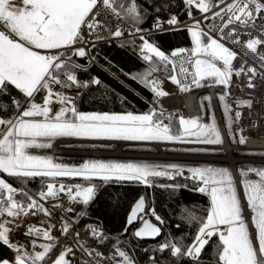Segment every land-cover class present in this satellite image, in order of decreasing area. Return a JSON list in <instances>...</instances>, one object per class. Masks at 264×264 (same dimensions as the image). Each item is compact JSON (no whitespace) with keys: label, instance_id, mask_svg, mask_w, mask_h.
<instances>
[{"label":"snow or ice","instance_id":"1","mask_svg":"<svg viewBox=\"0 0 264 264\" xmlns=\"http://www.w3.org/2000/svg\"><path fill=\"white\" fill-rule=\"evenodd\" d=\"M179 32L190 47H173L170 37ZM114 42L145 65L121 72L151 92L147 111L79 107L93 86L105 97L109 91L91 73L94 65L119 80L107 56V67L100 64V50ZM165 81L179 93L214 91L200 97V114L185 116L164 107L162 98L174 95ZM244 88L247 98L236 97L234 107L233 90ZM118 99L123 105L126 97ZM253 136L264 137V0H0V174L6 177L0 178V264H140L137 247L124 239L137 222L132 238L163 235L139 249L144 264H203L209 247L208 264H264V161L238 165L234 179L229 167L198 161L82 157L76 165L41 152L56 141L92 148L91 142L113 141L134 142L145 152L151 145L173 152L169 145H184L196 157L216 152L226 138L240 149ZM34 181L36 189L29 187ZM101 183L170 194L184 188L208 202L200 215L180 217L187 230L173 236L164 234L166 221L154 203L139 195L124 209L123 231L111 235L103 224L81 226ZM57 225L60 238L53 235Z\"/></svg>","mask_w":264,"mask_h":264},{"label":"trees","instance_id":"2","mask_svg":"<svg viewBox=\"0 0 264 264\" xmlns=\"http://www.w3.org/2000/svg\"><path fill=\"white\" fill-rule=\"evenodd\" d=\"M143 2V0H141ZM173 47L184 46L190 47V38L187 37L186 32H179L174 35ZM158 42H162V38H158ZM100 64L107 67V62L103 57L107 56L116 67L112 69L119 75V80L114 78L108 72H105L99 65H94L90 71L93 75H97L108 88L107 96L103 95L104 90H96L93 86L91 92H86L79 103L81 110L94 111V110H111L123 112L125 110H135L137 114L147 111L149 104L147 101L152 99V94L149 90L145 89L142 85L131 80L122 74L123 72H136L142 70L145 65L141 60L133 54L131 48H119L114 42L111 45H105L100 50ZM82 78H86L83 77ZM120 80L124 83L121 84ZM119 96L126 97L124 104L120 103ZM182 181V178H178ZM166 182V181H164ZM191 183V182H189ZM39 186V181L29 182V187L36 189ZM119 194L120 207L113 204ZM146 194L149 202L154 203V207L158 214L164 217L166 225L164 227V234L171 232L173 236H180L187 230L185 221L180 217L186 215L187 212H193L195 215L201 214V209L207 206L208 198L201 193L194 192L188 189L181 188L175 193L165 191L163 189H145L143 186H138L134 183H125L123 186L110 185L107 188L101 183L98 191V196L95 201L88 208L89 219L81 221V225L89 222L96 224H103L104 228L110 232L111 235H116L118 232L123 231L126 223L127 213L124 209L130 210V204L138 198L139 195ZM153 222H156L154 217H150ZM182 224L178 230L177 224ZM139 225V222L129 228V232L124 236V239H131L133 246L137 247L136 255L140 260V264H144L146 256L141 252L140 248H146L157 244L163 235L156 240L145 241L137 240L131 237L132 231ZM131 251V249H129ZM212 249L209 247L207 253L202 257L203 264H208L211 259ZM159 255V254H158Z\"/></svg>","mask_w":264,"mask_h":264},{"label":"rangeland","instance_id":"3","mask_svg":"<svg viewBox=\"0 0 264 264\" xmlns=\"http://www.w3.org/2000/svg\"><path fill=\"white\" fill-rule=\"evenodd\" d=\"M202 95H208L206 91H202L199 96H198V102H199V106H200V97ZM203 103L205 105H207L208 101H203ZM220 113H221V117H222V110L220 109ZM205 122H207V117H205ZM72 146L68 147V146H60L61 148H64L65 150H79V152L81 150H87V149H95L99 152H103V154H99V155H91L88 153H78V152H72V153H63V154H57L55 156L62 158L63 162L65 163H69V164H76L78 165L80 162H82L81 158L85 157H91V158H103V159H110V158H116V159H120L122 161L125 160H134V159H138V158H142L145 154V156L150 157L152 154H158V153H164L167 156H182V158H156L160 161H176V162H187V163H193L195 161H198L200 163H209V164H213V165H217V166H227L229 167V169L231 170V166L229 164L228 161L226 160H213V159H204L201 157H223L224 155H226V152L222 149V148H217L218 150L214 153H206V154H201L199 156L193 157L195 159H189V158H184V156H190L186 153H184L182 151V149L184 147H188V146H184V145H177V146H168L169 149L171 148H175L176 151H165V149L161 146L159 147V145H151L150 147L153 149L150 153L149 152H145V151H141L138 150L139 146L137 144H135L134 142H113V141H101V142H91V143H95L97 145L96 148H92L90 147L88 144H85L84 146H80L76 141H70L69 142ZM67 144V143H65ZM104 145V146H101ZM210 147V146H207ZM121 150L122 151V155H113L114 151L116 150ZM47 152V154L52 155L48 152V150H41V152ZM134 151V152H132ZM110 152V153H109ZM113 154H112V153ZM112 154V155H111ZM127 154H136V155H140V156H126ZM142 155V156H141ZM232 155L238 158H258V159H264V157H262L259 154V151H251V153H249V151L246 150H238V151H233ZM198 157V158H197ZM155 158V157H152ZM254 159L253 161H239L235 163V171L237 173L238 176V165L241 164H251L253 166H259L261 162H259V160ZM251 160V159H250ZM4 175V174H3ZM252 175V174H250ZM254 178V177H253Z\"/></svg>","mask_w":264,"mask_h":264},{"label":"built area","instance_id":"4","mask_svg":"<svg viewBox=\"0 0 264 264\" xmlns=\"http://www.w3.org/2000/svg\"><path fill=\"white\" fill-rule=\"evenodd\" d=\"M231 47V45H229ZM242 61L240 60L239 56L237 57V60L234 61V64L238 67L239 63H241ZM160 75V74H157ZM259 83V82H258ZM165 90L168 91L169 93H174V95L170 96V97H165L162 98L163 100V104L164 107L169 111V112H180L182 114H184L185 116H195L200 114V108H199V102H198V96L202 91H206L208 95H212L213 93V89L212 88H204V89H198V90H193L192 93H179V90L176 88L175 85H172L170 81H165ZM216 92L220 91V88L217 87L215 89ZM249 94V90L247 88H244L243 93H241L239 90L234 89L232 92V95L230 97V103L235 107V101H236V97L238 96H243L244 98H247ZM188 98V101H187ZM213 104L217 105L216 108V118L218 121H222V117H221V113H220V109L218 107V100L213 98ZM245 125H247V117H245ZM247 134V133H245ZM251 141H264V137H256L253 136L252 139L249 140L248 144L246 146H242L240 149L237 148V146L235 145H231L230 142L227 141L226 138V142L222 147L217 146V148H222L226 154L227 153H232L233 151H238V150H252V151H260V150H264V147L255 145L254 143H251ZM70 141H66V142H61V141H56L54 142V145L52 148L48 149V152L52 155H57V154H63V153H72V152H78V153H88L91 155L95 154V149L92 150H81L79 152V150H74V151H70V150H65L64 148H61L60 146L62 145V143H69ZM169 146H173V145H169ZM177 146V145H175ZM159 147H161L159 145ZM204 147V146H201ZM213 147V146H210ZM211 158V157H210ZM264 160V159H263ZM0 177L2 178H6L5 175L0 174ZM11 182V180H10ZM14 186H17L14 184ZM51 203H49V207H51ZM79 210V209H78ZM38 218H33V220L35 221ZM82 226V225H81ZM56 232H54L53 230V235L60 238L61 237V233L59 231V226L57 225L56 228ZM17 238H21V234L17 233ZM82 238H85V234L82 232Z\"/></svg>","mask_w":264,"mask_h":264},{"label":"bare ground","instance_id":"5","mask_svg":"<svg viewBox=\"0 0 264 264\" xmlns=\"http://www.w3.org/2000/svg\"><path fill=\"white\" fill-rule=\"evenodd\" d=\"M187 101H188V98H187ZM251 143H254L255 145L264 147V141H251ZM132 152H134V151H132ZM99 154H103V152L101 153L99 151H95V154L94 155H99ZM122 154H123L122 151L118 149V150L114 151V154L113 155H122ZM126 156H140V155L127 154ZM143 157H145V154H144ZM150 157H155V158H182V156H178V157H176L174 155L173 156H167L164 153L152 154ZM184 158L195 159V158H192L191 156H187V155L184 156ZM201 158L208 159V160L209 159H213V160H222L223 159V160H226V161H230L233 165H235V163L236 162H239V161H246V162L253 161V160H250V159H247V158H238V157H235V156L232 155V153H230V154L228 153V155L226 154L223 157L220 156V157H211V158L210 157H201ZM261 161H263V160H259V162H261Z\"/></svg>","mask_w":264,"mask_h":264},{"label":"water","instance_id":"6","mask_svg":"<svg viewBox=\"0 0 264 264\" xmlns=\"http://www.w3.org/2000/svg\"><path fill=\"white\" fill-rule=\"evenodd\" d=\"M227 155H228V153H227ZM223 160V159H222ZM229 162V161H228ZM229 164H230V166H231V170L233 171V175H234V179H236L237 178V174H236V171H235V166L231 163V162H229ZM138 223V222H137ZM137 223H135V224H137ZM134 224V225H135ZM140 226V224L137 226V227H135V228H138ZM135 230V229H134ZM157 239V238H156ZM145 241H151V239H145Z\"/></svg>","mask_w":264,"mask_h":264},{"label":"crops","instance_id":"7","mask_svg":"<svg viewBox=\"0 0 264 264\" xmlns=\"http://www.w3.org/2000/svg\"><path fill=\"white\" fill-rule=\"evenodd\" d=\"M48 150V149H47ZM87 150H92V149H87ZM57 230L56 229H54V232H56Z\"/></svg>","mask_w":264,"mask_h":264}]
</instances>
